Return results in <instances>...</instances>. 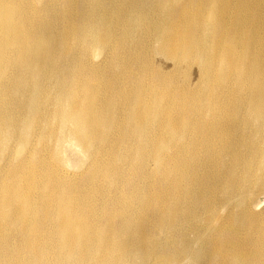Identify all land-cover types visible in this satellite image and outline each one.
<instances>
[{"label":"bare ground","instance_id":"obj_1","mask_svg":"<svg viewBox=\"0 0 264 264\" xmlns=\"http://www.w3.org/2000/svg\"><path fill=\"white\" fill-rule=\"evenodd\" d=\"M263 203L264 0H0V264H264Z\"/></svg>","mask_w":264,"mask_h":264},{"label":"rangeland","instance_id":"obj_2","mask_svg":"<svg viewBox=\"0 0 264 264\" xmlns=\"http://www.w3.org/2000/svg\"><path fill=\"white\" fill-rule=\"evenodd\" d=\"M155 61H156L155 63H156L157 65L161 66L162 69H167L168 64L165 63V62H162V59H161V58H156ZM68 156H69V158H71V160H70L71 167H72V168H75V167L77 166V163H75V161L77 162L78 159L76 158L75 155H72L71 153H70ZM70 156H71V157H70ZM73 156H75V157H73ZM72 157H73V158H72ZM74 159H75V161H74ZM72 161H73V162H72ZM262 201H263V200H262ZM263 204H264V203H263Z\"/></svg>","mask_w":264,"mask_h":264}]
</instances>
